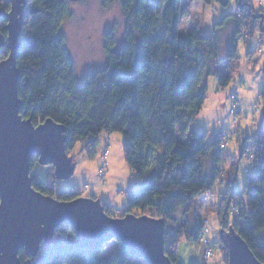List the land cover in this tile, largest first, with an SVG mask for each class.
Listing matches in <instances>:
<instances>
[{"label":"trees","instance_id":"trees-1","mask_svg":"<svg viewBox=\"0 0 264 264\" xmlns=\"http://www.w3.org/2000/svg\"><path fill=\"white\" fill-rule=\"evenodd\" d=\"M112 1L103 0L105 5ZM200 1L227 4L224 0ZM120 3L125 16V43L116 48L114 31H107L105 66L79 79L60 27L70 13V1L28 0L16 58L21 74L20 115L34 125L47 118L62 124L69 155L78 142L94 155L102 132L122 133L124 156L138 180L126 212L164 218L165 245L170 225L178 224L165 248L166 255L177 264L178 242L184 237L197 242L204 234L203 223L193 205L197 197L211 192L221 179L220 164L225 152L220 148L222 135L217 134L208 142V132H197L192 126L207 101L209 77H220L218 87L224 89L234 76L232 73L219 76L218 69L205 65L208 59L218 58L220 43L216 33L207 36L199 31L180 33L183 0H120ZM10 6V0H0V32L5 38L8 32L5 15ZM238 7L247 11L250 8L246 7H251L246 15L249 19L254 16L260 23L252 2L239 3ZM231 17L236 19L235 14L228 13L215 27L224 25ZM236 20L228 67L240 59L236 39L241 32V20ZM256 28L257 24L247 33L248 37ZM9 54L6 44L0 50V61ZM261 96L264 103V90ZM252 139L257 154L244 195L235 193L232 185L221 200L219 214L224 231L232 226L257 258L264 261V121ZM243 147L244 144L241 151ZM30 162L35 190L56 197L52 183L57 179L54 167L50 165L54 178L44 179L35 169L39 165L37 157ZM78 197L80 193L70 188L57 196L66 201ZM234 207L235 213L231 209ZM105 211L114 216L109 206L105 205ZM193 212L196 217L192 222ZM179 213L182 219H178ZM72 229L66 223L61 224L47 250L42 247L34 256L21 251L20 259L30 257L34 264H148L143 257L123 248L120 241L117 252L108 257L102 255L103 247L79 248L75 238L69 236ZM226 257L228 260V253Z\"/></svg>","mask_w":264,"mask_h":264},{"label":"rangeland","instance_id":"rangeland-1","mask_svg":"<svg viewBox=\"0 0 264 264\" xmlns=\"http://www.w3.org/2000/svg\"><path fill=\"white\" fill-rule=\"evenodd\" d=\"M224 1L227 4L220 2L204 4L200 0H183L180 33L192 34L199 31L204 36L216 33L220 43L218 58L215 61L208 59L205 65L211 69H218L219 76L232 73L234 77L224 89L218 87L220 77L215 75L209 77L207 101L192 126L197 132H208V142H211L217 134L222 135L221 140L228 134L232 137L223 152V160L220 164L221 179L216 182L211 192L197 197L193 205L202 223L205 224L208 221V224L206 222V232L210 246L213 248V256L205 258L204 243L193 242L184 237L178 242L177 264H227V257L225 258L227 253L222 248L221 242L224 229L220 219L219 206L232 185L235 193L244 195L251 177L247 171L249 163L245 155L246 142L249 139L248 136L253 137L258 125L264 121V103L263 96H261L264 90V31L260 29V23L258 24V20L254 16L249 19L246 15L251 12V7H246L250 8V11L238 7L239 3L252 2L256 12L260 15L261 10L264 11V0ZM228 13L235 14L236 19L241 20L240 29L242 31L245 30L249 33L256 24L258 26L253 29V33L245 42L238 41L240 33L238 34L236 41L239 42L237 53L240 59L232 63L230 67L227 64V56L235 37L237 20L231 17L224 25L215 27L217 22L221 21ZM124 24L125 16L120 0H113L108 5H105L103 0L70 2V13L62 21L60 27L67 38V49L76 63L79 79H82L87 72L97 71L105 66L107 59L105 58L104 43L107 31L111 29L114 31L116 48L125 43ZM239 91L242 97V108L245 111L242 115L235 116L237 120H233L234 115H231L233 103L230 97ZM241 138L242 146L244 144L243 151H241L242 146L240 148ZM238 139L240 140L238 141ZM82 144L78 142L74 150L69 152L75 165V172L69 179H55L50 165L37 164L35 169L42 173L44 179L46 177L54 178L52 183L55 185L56 197L63 190L75 189L77 193H80V196L99 199L101 203L110 207L114 216H123L129 207L131 192L138 187L137 175L130 169L124 156V136L118 131L102 132L94 155L89 154L88 150H84ZM106 145L109 147V153L104 166L105 162L103 163L99 157L103 154ZM229 154L236 155V157L233 158ZM241 155L245 158H241ZM236 162L239 164V168L235 175ZM102 169L106 173L103 179L101 178ZM237 201H240V197ZM195 212L190 215L192 222L196 217ZM138 213V211L134 212V214ZM178 215V219H182L181 213ZM233 216L231 213V220ZM177 226L178 224L170 225V236L166 240L167 246L172 240L171 233ZM227 230L225 227V231ZM69 236L75 237L74 229L71 230ZM117 250V239L107 241L103 246L102 255L104 257L113 256Z\"/></svg>","mask_w":264,"mask_h":264},{"label":"water","instance_id":"water-1","mask_svg":"<svg viewBox=\"0 0 264 264\" xmlns=\"http://www.w3.org/2000/svg\"><path fill=\"white\" fill-rule=\"evenodd\" d=\"M10 2L11 9L5 15L6 38L0 32V50L7 44L10 52L0 61V264H34L30 257L22 261L20 252L34 256L42 247L47 250L63 223L73 227L79 248L101 249L107 241L117 239L123 248L143 257L148 264H174L165 252L164 218L132 212L114 217L95 197L66 201L33 187L30 161L35 156L42 166L54 167L57 179H69L75 165L65 149L62 124L47 118L34 125L20 115L21 74L16 58L28 0ZM259 18L264 31V13ZM222 241L227 248V264H264L232 226L222 230Z\"/></svg>","mask_w":264,"mask_h":264},{"label":"built area","instance_id":"built-area-1","mask_svg":"<svg viewBox=\"0 0 264 264\" xmlns=\"http://www.w3.org/2000/svg\"><path fill=\"white\" fill-rule=\"evenodd\" d=\"M247 38H248L247 32L245 30H243V31L241 30L240 35L238 36V41L245 42V40H247ZM230 98H231V102L233 103L232 104V107H231V115L232 116L234 115L233 120H237L235 118V116L236 115H239V114L242 115L244 113V111H245V109L242 108V102H241L242 101V97H241L240 91L239 92H236V93H233ZM231 138L232 137H231L230 134H228V136L222 138V140H221V146H220V148L222 150L223 149L224 150L226 149L227 145L229 144L228 141ZM248 138L249 139L246 142V148L247 149H246V154L245 155L247 156L248 163H249V167H247V171L250 173L252 171V167H253V164H254L253 163L254 158H255V156L257 154V148L255 146L256 142L252 139V137L251 136H248ZM106 144H107V141H106ZM104 148H105L104 149V152H103V154H101V156L99 158L102 159L103 163L105 162L104 163V166H105L106 163H107L106 156L109 153V147H108V145H106ZM102 173L103 174H102L101 178L103 179L104 178V174H106L103 169H102ZM231 209H232V212L233 213H235L237 211L236 208H231ZM206 222L208 224V221H206ZM206 222H205V224H206ZM205 224L203 222L204 234L198 239V242L200 244L201 243L202 244L204 243V246H205V251H204L205 258H210L211 256H213V254H212V249L213 248L210 246L209 238H208L207 232H206V230H207V227H206L207 224L206 225Z\"/></svg>","mask_w":264,"mask_h":264},{"label":"crops","instance_id":"crops-1","mask_svg":"<svg viewBox=\"0 0 264 264\" xmlns=\"http://www.w3.org/2000/svg\"><path fill=\"white\" fill-rule=\"evenodd\" d=\"M205 105V104H204ZM243 138V137H242ZM242 138H241V140L240 139H238V141L240 140L241 142H240V148H241V144H242ZM231 157H233V158H235L236 157V155L234 156V155H232V154H229ZM241 158H245L244 156H240ZM238 168H239V164H237V162H236V172H235V175L237 174V172H238ZM230 171V170H229ZM235 178H236V176H235ZM231 182V181H230ZM234 183V182H233ZM216 184V183H215ZM224 187H225V185H224ZM229 187V186H228ZM226 190V189H225ZM225 192V191H224Z\"/></svg>","mask_w":264,"mask_h":264},{"label":"snow or ice","instance_id":"snow-or-ice-1","mask_svg":"<svg viewBox=\"0 0 264 264\" xmlns=\"http://www.w3.org/2000/svg\"><path fill=\"white\" fill-rule=\"evenodd\" d=\"M3 203V201H0V204H2Z\"/></svg>","mask_w":264,"mask_h":264}]
</instances>
